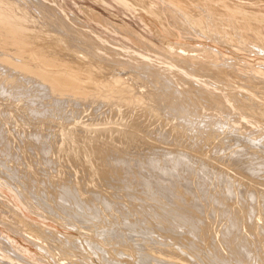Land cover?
<instances>
[{"label": "bare ground", "instance_id": "1", "mask_svg": "<svg viewBox=\"0 0 264 264\" xmlns=\"http://www.w3.org/2000/svg\"><path fill=\"white\" fill-rule=\"evenodd\" d=\"M115 1L127 9L142 8L148 10L150 16H154L159 23L157 24L161 26L158 30L154 29L155 33L169 45V48L151 44L150 42L152 41L145 39L146 37H143L135 30L124 29L114 22L99 16L101 14L98 15L91 9H85V14L89 20L96 22L101 28H105L107 31L130 41L134 48L123 42L116 41L110 36L103 35L98 30H95L88 22L72 12L61 0H0V145L2 146L0 152L4 158V161L0 163L1 174H5L11 179V183L8 182L10 187L13 188L17 193V198L27 206L31 213L40 217H47V219H55L64 225L82 230V233L89 228L91 233L96 234L99 229L101 235L106 236L107 242L115 241L118 242L115 245L121 244L122 249L114 250L115 252H113L118 256L127 255L129 248L131 249L130 246H134L136 248L134 251L138 254V264H264V182L260 184L261 187L251 183L264 180V174L262 175L264 160L258 158V154L261 155L264 152V140L262 141L264 139V62L253 64L247 59L241 61L228 59L224 57L217 46L211 47L204 44V42H213L218 45L227 44V46L229 45L238 53L241 52L248 56L255 54L264 57V0ZM138 11L137 14H139ZM193 42L196 44H191ZM147 55L155 56L157 59H150ZM207 55L216 60L208 61ZM188 77H195L197 80L201 79L202 83L208 81L207 84L210 82L212 85L213 83L218 84L220 88L222 86L223 89L227 88L228 90L229 88L241 86L247 93L228 91L230 99L236 106L235 109H232L222 95L210 92ZM27 93H30L33 97L30 96L32 99L25 102L26 96L30 95ZM4 95L6 96L4 97ZM13 95L18 99L15 97L16 99L13 100ZM17 106L22 109H16ZM215 108L221 112L220 116L217 114L218 111H216L217 113L214 112ZM38 109L39 111L41 109V111H37ZM65 109H69L76 116L82 110L89 111L88 109H90L92 111L93 109L95 114L96 112L100 114L113 113L124 118L122 121L120 120L121 123L119 122V124L108 122L103 124V121H100L102 124L92 125L91 119V122L89 121L91 125L84 123L87 126H81V124L71 123L72 125L68 126L63 124L64 121H60V119L62 120L66 117L60 118L58 115L61 112L63 113ZM29 112H39L41 116L37 118L43 123L47 122L46 124H49L50 120L56 119L55 123L52 122L56 125L55 128L50 129V125L47 126L45 124L47 131L44 133H58L59 137L57 138L59 139L54 141L55 138H53L51 140L53 136L49 135L48 140L45 134L44 136L42 135L43 132H40L41 135L38 134L37 132L41 131L42 128L39 130L37 125L38 130H35L36 134L34 136L32 135L33 140L28 137L27 140L25 133L28 128L26 130L23 125V129L26 131H24L23 139L20 141L25 144L18 146L19 148L14 145L15 141L7 136L12 133H10V130H7L9 134L6 133L5 125L10 122L17 124L18 120L21 119L20 122H22L23 118V122L29 124L31 122L30 116L32 115ZM46 113H48L47 117L45 116ZM53 113L54 115L52 116ZM32 116L35 115L33 114ZM79 116L81 114L78 115V118ZM119 117L118 119L115 118V120H119ZM37 118L35 121H38ZM113 119L112 122H115ZM235 119L238 122L234 121V123H239V126L242 123L245 126V130L247 128L250 132L258 128V134H246L244 131V135V132H242L244 129L242 128L241 132L245 137H241L239 134L241 129L237 131L239 126L235 124L231 125L232 130L230 132L229 129L226 130L225 128L228 125L230 128L231 121ZM9 127L11 128L12 126L10 125ZM57 127L61 128V130L56 131ZM15 129L13 130L15 131ZM17 130L20 129H16V132ZM29 132L28 130V134ZM160 133L169 140L165 141L166 139L162 138ZM256 134L257 136L255 137ZM232 135H234L233 138L230 137ZM12 136L14 135L12 134ZM17 136L19 137L20 135L17 133ZM77 138L85 139L86 141L89 139L88 149L86 145V148L82 146L85 151L86 149L89 150L86 152L88 153L87 156H85L86 153H84V156L88 158L89 155L90 164L95 165H93L95 176L100 178L103 184H107L106 187H111L112 185L122 193L124 192V195L132 198L133 194L130 191L134 189V185L143 186L144 193L141 190V194H144L142 195L144 196V202L142 203L150 206L149 211H151L149 213H152L153 217L154 215L157 217L156 222L169 225L165 227L168 231L173 227H177L176 229L181 228L183 230L182 233L185 231L188 235V237L185 236L187 240L186 238L184 239L187 242L184 243V240H180L179 237L181 236H176L177 234L175 235L176 232L173 229L174 233H168H173L174 235L172 239L167 237L168 240L160 239L153 235L150 236L148 233L145 236L142 235L143 237L131 235V233L135 232H131L132 229L135 230L132 228L133 225L131 222L125 223L127 218L122 219L124 216L123 212L121 213L122 216H120L118 213L120 211H118L115 201L112 199L113 202L107 199V196L105 197L104 194H107L106 188L105 192L100 189L103 193L98 191V188H94L93 192L89 191L92 192V196L90 194L91 198L85 199L84 194L81 195L82 192L80 193V190L78 192L75 191L76 187L73 188L69 184L70 182L66 181L67 178H63L65 176L61 178L55 169V176H50L54 179L50 181L52 180L50 178L47 185L49 188L52 186L51 189H54L53 186H58L60 191L55 193V190L58 189L55 188L52 191L44 186L46 191H37L36 189L40 188L38 186L36 188L39 174L35 175L36 171L32 172V169H34L32 164V168H26V160L35 156V152L40 154H38L39 158H44L50 155L49 153L51 152L52 155L47 159V163L48 161L52 162L55 166L51 163L52 166L50 167L56 168L61 157L64 158L66 154H69L73 161L74 157L72 156L77 155L74 151L78 148L77 143L79 141H75L77 142L75 143L76 147L71 145L74 143L73 140ZM228 138L233 141H227ZM162 139L165 140L163 141ZM127 141H136L139 143V147L146 146L145 150L148 148L147 146H155L161 153L171 151L174 153V157L170 159L167 157L165 161L150 159L152 150L148 148L150 150L148 153L150 154L145 153L147 150L144 151V154H141L142 151L138 154L140 157H137L136 161L134 157V160H131V158H128L130 153L129 155L125 154L126 148L124 147L126 145L124 146V144ZM21 142L19 143L21 144ZM209 142L210 144L211 142L215 144L211 155L201 156L204 154L200 155L198 149L203 152L204 148L206 149L210 145ZM206 143L209 145L207 146ZM205 145L207 147H204ZM234 146L241 148H237L238 150L233 149L234 151L230 150ZM72 148H75V150ZM152 148L154 149V147ZM261 148L263 151H261ZM80 149L79 147L77 150ZM70 150H73V152ZM207 150L210 152L209 148ZM155 152H157V149ZM155 152L154 157H156ZM159 152L156 154L159 155ZM236 152L239 155L248 156L251 161L255 160L253 158L260 160L256 159L254 161L255 163L259 162L257 165L251 163V168L246 163L248 166L243 170L246 172L245 178L232 175L231 171L228 172V170L232 169V165L235 164L231 158ZM82 153L80 152L81 155ZM261 156L264 158V153ZM240 157L244 159V156L241 155ZM81 158H83V155ZM187 158L192 162H199L202 169L217 167L218 170L226 172L227 174H225L228 178L226 177L227 180H224L229 185L233 184L231 182L232 177L240 180L242 187L243 185H249L250 191L253 195L255 194L257 199L254 200V198V201L250 202L248 199L239 197L238 191L232 196L228 194L230 196L229 199L226 197L215 198L218 196L210 195L212 192L207 188L211 193L209 192V195H205L207 190L205 189L204 192V187L200 190L199 186L195 185V182L197 183L200 177L198 180L195 177L196 181L195 178L194 180L192 179L194 175L197 176V171L196 173L193 172L194 175L193 177L191 176V179L189 178L191 183L187 181V183L189 182L188 184L186 183L187 185H182V183H185L182 182L184 179H181L184 176V170H188L190 168L189 164H192L186 163L185 159L187 160ZM250 159L248 160L250 161ZM7 160L22 162H18V164H12L11 162L9 164ZM34 160V165H36L37 160ZM84 160L87 163L84 161L80 162L86 166L89 165L88 159ZM72 161L68 162L72 163ZM78 161L76 162L80 167ZM27 162L29 163V159ZM64 163L67 165L66 160ZM62 165L64 164L62 163ZM69 165L72 164L68 163ZM59 166L61 165H58L57 168ZM76 166L74 167L75 169L70 167L68 169L75 171ZM35 167L38 168L37 166ZM178 167L180 168L178 169ZM49 168H47V171L51 170ZM81 168H83V164ZM81 168H78V172ZM181 170H183V174ZM39 171L43 173L42 169ZM34 172L35 174H33ZM82 172L78 175L82 174ZM208 174L210 175V173ZM73 175L70 176L74 177ZM59 176L60 179H57ZM89 176L91 175L89 174L88 178ZM229 176H231V180H229ZM96 177L89 181L96 182ZM145 177L147 178V184L144 180ZM158 179H166L168 184L161 185V183L160 187L156 184ZM93 185L92 187H95ZM191 185L199 188L198 190L196 187L194 190L197 192L198 201H196V198L192 201L194 196H192L190 201L186 200ZM79 186H81L80 183ZM182 186L183 191L180 188ZM78 188L80 189L81 187ZM137 189L139 190V188ZM228 191L230 192V189ZM49 193L52 198H50L51 196L49 197ZM137 193L139 195L140 192L138 191ZM113 194L115 195V193ZM222 194L218 195L221 196ZM243 194L248 197V193ZM232 199L241 204L242 210L241 208L238 209L240 204L237 207L236 202V204H233L237 209L233 208L230 204ZM98 200L104 204V209L99 210L102 207L97 208L99 204L97 207L95 206ZM68 204L73 205L74 208H69ZM129 208L131 209V207ZM134 208L131 211L135 210ZM143 209L145 210V208ZM127 213L126 216H129L128 214L130 213ZM23 216L16 202H13L0 192V264H36L31 258V256L34 258L36 254L31 251V248L20 245L11 236L12 234L27 240L41 254L50 257L54 264H82L83 260L82 262L74 260L75 252L77 250L80 251V249L83 251L76 238L60 235L57 233L58 231L56 232L49 226L37 221H29V218L27 220L26 216ZM142 216L144 217V215ZM109 217L111 220L115 219L116 223L111 222L113 225L116 224L114 225L115 227L118 226L117 222L118 224L120 223L119 226L122 225L124 227L122 229L127 227V233L123 232L121 227L115 228L112 224L111 226L105 225L103 222L106 221L108 223L109 219L105 220L103 218ZM138 217L140 218L141 216ZM130 218L127 220L130 221ZM102 219L105 221L100 222ZM141 219L146 220L147 218ZM222 221L224 222L222 223ZM147 222L145 223L148 225ZM151 223L154 222L152 221ZM140 225L139 223L138 226L140 227ZM148 227L145 228L148 230L150 229ZM161 227L159 226L158 229ZM167 229L165 230L167 231ZM140 230L136 232L138 233ZM164 234L168 236L166 233ZM86 242L89 241L86 240ZM94 244L91 241L89 242L88 245L91 247L89 251L95 248ZM223 246L226 248L224 249ZM25 251H28L26 252L27 254ZM105 256H108V254ZM117 257L115 256V258ZM37 259L40 263L50 264L41 255ZM87 259H84V261ZM109 259L103 257L100 260L103 263H100L112 264ZM89 260H87V264H93L92 259L90 258ZM112 261L115 263L114 260ZM129 261L125 263L120 261L121 263L119 264H129Z\"/></svg>", "mask_w": 264, "mask_h": 264}, {"label": "rangeland", "instance_id": "2", "mask_svg": "<svg viewBox=\"0 0 264 264\" xmlns=\"http://www.w3.org/2000/svg\"><path fill=\"white\" fill-rule=\"evenodd\" d=\"M63 3H65V5L72 11V12H74L78 17H80L82 20H85L86 22H88L90 25H91V27H93L95 30H98L99 32H101L103 35H108V36H110L112 39H114V40H116V41H120V42H123V43H125L126 45H128V46H131V47H133L134 48V45L130 42V41H128V40H126V39H124L123 37H121L120 35H117V34H114L113 32H110V31H107L105 28H101L100 27V25H98L96 22H94V21H92V20H89L88 19V17L86 16V14H85V9H91V11H93V12H95L96 14H101V15H99V16H101V17H103L104 19H106V20H108V21H112V22H114L115 24H117V25H119L120 27H122V28H124V29H129V30H135L136 32H138V33H140L143 37H146L145 39H148L149 41H152V42H150L151 44H155V45H158V46H160V47H162V48H169V45L166 43V42H164L161 38H159L158 36H157V33H155V31H154V29L155 30H158V29H160L161 28V26L160 25H158L159 23L157 22V19L154 17V16H150V13H149V11L148 10H144V9H127V8H125L124 6H122L121 4H119L118 2H116L115 0H61ZM98 1V2H97ZM104 2V3H103ZM137 10H139L138 11V13L139 14H137ZM142 11V12H141ZM98 12V13H97ZM144 13V14H143ZM145 13H147V14H145ZM149 14V15H148ZM142 15V16H141ZM152 15V14H151ZM155 18V19H154ZM155 21H156V23H155ZM146 22V23H145ZM151 23V24H150ZM155 23V24H154ZM158 23V24H157ZM151 25V26H150ZM153 26V27H152ZM155 27V28H154ZM191 44H196V43H191ZM204 44H206V45H209V46H217L218 47V49L223 53V55H224V57H226V58H228V59H234V60H239V61H241V60H248V61H250L251 63H253V64H257V63H260V62H264V57L263 56H259V55H255V54H253V56L252 55H250V56H248V55H246V54H242L241 52H237V51H234V49H232V47H230L229 45L227 46V44H216V43H213V42H204ZM225 45V46H224ZM221 47V48H220ZM174 51H177V50H174ZM230 52V53H229ZM232 52V53H231ZM227 54V55H226ZM233 54V55H232ZM255 55V56H254ZM150 59H157L155 56H152V55H147ZM208 56V55H207ZM208 58V61H215L216 59H213V58H211L210 56H208L207 57ZM210 58V59H209ZM257 62V63H256ZM189 79H192L194 82H196V83H198L199 85H201L202 87H204L205 89H207V90H209L210 92H212V93H215V94H218V95H222L224 98H225V100H226V102H227V104L232 108V109H235V104L233 103V101L230 99V97H229V93H228V91L229 90H233V91H235V92H237V93H247V91L243 88V87H241V86H238V87H235V88H229V90L227 89V88H225V89H223V87L221 86V88H220V85H218V84H214L213 83V85H212V83L210 84V83H208L207 84V82L208 81H206V82H204V83H202L203 81L200 79H196L195 77H188ZM210 84V85H209ZM215 86V87H214ZM241 88H243V89H241ZM228 93V94H227ZM27 94H30V93H27ZM16 95V94H15ZM6 95H4V97H5ZM18 96V95H17ZM33 97L31 94L29 95V96H26L27 98H26V100H24L25 102L28 100V101H30V99H32L31 97ZM14 97V98H13ZM16 96H12V98H13V100H15L16 98H15ZM29 97V98H28ZM18 99V98H17ZM231 101V102H230ZM18 108V110L19 109H22L20 106H17L16 107V109ZM36 109H37V107H35ZM34 108V109H35ZM13 110H15V109H13ZM66 110V111H65ZM64 111H63V113L61 112V113H59L58 115L60 116V118H64L63 116H65L66 118H64V119H60V121H64V125L65 124H67L68 126H71L73 123H76V124H81V126L83 125V126H87L86 124H90L89 123V121L91 122V124L93 125V124H107L106 122H108V123H117V124H119V122L121 123V121H122V119L124 118V117H122V116H120L119 117V115H117V114H109V113H106V114H100L99 112H96V114L94 113L95 111L92 109V111L90 110V109H88L89 111H90V113H89V111H87V110H82V112H79V114H81V116H79V118H78V113H77V116H76V114H73V113H71V111L69 110V109H65ZM16 111V110H15ZM37 111H39V109L37 110ZM40 111H41V109H40ZM39 111V112H40ZM68 111V112H67ZM69 111H70V113H69ZM216 111H218V113L216 112ZM39 112L37 113H33V112H29L30 114H34L35 116L36 115H38V116H30L31 117V122L28 124V123H26V122H23V119H22V122H20V120H18L20 123H22V124H20L19 122V124L17 125V124H13V122H10V123H8V125H5L6 126V133H8V131L10 130V133H12L14 136H12V134L10 135L9 133V135H7L8 137H11L10 139H12V140H14L15 142H14V145H16L17 147L18 146H20V145H23V144H25L24 142L22 143L21 141H22V135H24V131H26L27 130V128H28V130L31 132H29V134L31 135H29L28 134V130L26 131V133H27V135H26V133H25V138H32L31 140H33V137H32V135L34 136V134H36V131L35 130H40L41 128H42V130L41 131H39V132H37L38 134H40L41 135V133L40 132H43L42 133V135L44 136V134H45V136H47V138H48V140H49V135L50 136H53V137H51L50 139L51 140H53V138H55L54 139V141L57 139H59V138H57V137H59L57 134H48V133H44V132H46L47 130V126H49L50 127V129H53V128H55V124H53V123H55V121H56V119L55 120H53V121H49L48 123L49 124H46L45 122L43 123V121H40L38 118H39V116H41L40 114H39ZM214 112H216L219 116H220V114H221V112L219 111V110H216V108H215V110H214ZM67 113V114H66ZM69 113V114H68ZM84 113H86V114H84ZM48 113H46V117L48 116L47 115ZM62 114V115H61ZM64 114V115H63ZM87 114H88V117H87ZM93 114V115H92ZM99 114V115H98ZM54 115V113L52 114V116ZM85 115V116H84ZM95 115H96V118H95ZM111 115V116H110ZM68 116V117H67ZM75 116V117H74ZM100 116V117H99ZM114 116V117H113ZM116 116H118L119 117V120H115V118L116 119H118V117H116ZM38 117V118H37ZM90 117V118H89ZM93 117V118H92ZM106 117V118H105ZM109 117V118H108ZM33 118V119H32ZM35 118V119H34ZM36 118H37V120L38 121H35L36 120ZM54 118V117H53ZM82 118V119H81ZM86 120H85V119ZM102 118V119H101ZM114 118V119H113ZM68 119V120H67ZM75 119H77V120H75ZM84 119V120H83ZM95 119V120H94ZM98 119V120H97ZM108 119V120H107ZM112 119L113 120H115V122H112ZM70 120V121H69ZM121 120V121H120ZM40 121V122H39ZM59 121V120H58ZM77 121V122H76ZM84 121V122H83ZM88 121V122H87ZM100 121L102 122V123H100ZM118 121V122H117ZM233 121V122H232ZM231 121V123H230V128H231V125L232 124H235V125H237V126H239L237 123H234V121H236V122H238L236 119L235 120H232ZM40 123V124H38V123ZM42 122V123H41ZM53 122V123H52ZM66 122V123H65ZM80 122V123H79ZM23 123H25V124H23ZM35 123V124H34ZM52 123V124H51ZM72 123V124H71ZM84 123H86V124H84ZM47 126H46V125ZM71 124V125H70ZM90 124V125H91ZM12 126L11 128L9 127V126ZM21 125V126H20ZM24 125V127H25V129L26 130H24L23 128L24 127H22ZM25 125H29V126H25ZM37 125H38V129H37ZM40 125V126H39ZM45 125V126H44ZM241 125H242V123H241ZM239 126V129H237V131H239L240 129V131L239 132H241L243 129V131L242 132H246V134H251V133H253V135H254V133H257L258 134V128H257V130H256V128L255 129H253L254 131H249V129H247L246 128V130H245V126ZM36 126V127H35ZM229 126V125H228ZM226 127L225 129L226 130H228L229 129V132L232 130V128L230 129L229 127ZM9 129H8V128ZM20 129V130H17V132H16V129ZM32 127V128H31ZM40 127V128H39ZM44 127V128H43ZM22 128V129H21ZM31 128V129H30ZM243 128V129H242ZM13 129H15V131L13 130ZM33 129V130H32ZM57 130L56 131H59V130H61V128H56ZM8 130V131H7ZM32 130V131H31ZM45 130V131H44ZM21 133H19V132ZM33 132V133H32ZM35 132V133H34ZM239 133L240 135H241V137L243 136V137H245L244 135H245V132H244V135H242L243 133ZM250 132V133H249ZM15 133V134H14ZM17 133L20 135L19 137L17 136ZM23 133V134H22ZM232 133V132H231ZM231 133H230V135H231ZM161 134V133H160ZM233 134V133H232ZM257 134L255 135V137L257 136ZM252 135V134H251ZM15 136H17V137H15ZM54 136H56V137H54ZM228 136H229V134H228ZM233 136L234 135H232V136H230L231 138H233ZM15 137V138H14ZM21 137V138H20ZM24 137V136H23ZM161 137L162 138H165V136L163 135V134H161ZM14 138V139H13ZM28 138H27V140H28ZM227 139V141H231L232 139ZM17 139V140H16ZM19 139V140H18ZM166 139V140H165ZM165 139H162L163 141L165 140V141H167V139L168 138H165ZM21 140V141H20ZM26 140V139H25ZM26 140V141H27ZM79 141L78 143L77 142H75V141ZM80 140H82V139H79V138H77V139H75V140H73V145H71L72 147H76L75 145V143H77V147L78 148H76V150H75V148H72V149H74L75 151V153H77V155L76 156H72V157H74L73 158V161H72V159H71V156H69V154H66V155H68L67 157H66V155H64L65 157L64 158H62L61 157V159H60V162H58V165H61V166H63V167H61V166H59V168H57L58 167V165L56 166V168H53V167H50V166H52V165H54L55 166V164H53L52 162H49L48 161V163H47V159H49V157L52 155V153L50 152L49 154L50 155H48V156H46V157H44V158H39V156H38V154L39 153H36L35 152V156H32V158H28L29 159V163L27 162L28 161V159L26 160V168H32V165L34 166L33 168L34 169H32V172L33 171H36V174H35V172L33 173V174H35V175H38L37 176V178H38V185L36 184V188H38V187H40V188H38V189H36L37 191H40V190H44V189H46V188H44V187H48V182H49V180H50V178L51 177H54L55 176V170L57 171V173H58V175H60L61 176V178L63 177V176H65V177H63V178H67V182L69 183V184H71L72 185V187L74 188V187H76V190L75 191H79L80 190V193L82 192V194L81 195H83L84 194V198L86 199H88L89 197L91 198V196H92V192H93V189L95 188H98V191H101V190H103L104 192H105V188H106V193L108 194H104L105 195V197L107 196L108 198L107 199H109V200H112L114 203H115V205H116V207L118 208V211H120V212H118L119 214H120V216H122L121 215V213L124 215L123 217H122V219H125V217L129 220V218H130V221H128L127 219L125 220V223L126 222H131V224L133 225V227L132 228H134L135 230H133L132 229V231L131 232H133V231H135V232H133V233H131V235H133V236H137V235H139L138 237H143V236H145L146 235V233H148V234H150V236H154V237H158V238H160V239H167L168 240V238L169 239H172V237H173V230L176 232L175 233V235L176 236H181V237H179L180 238V240H184L185 238H186V240H187V237H188V235H187V233L184 231V233H182L183 232V230L181 229V228H178V229H176L175 227H173L172 229H170L169 231H168V229L167 228H165L166 226H169V225H167V224H163V223H159L158 224V222H156L157 221V217L154 215V217H153V215H152V213H149L150 211H149V209H150V206H148V205H146V204H144V203H142V202H144V200H143V197L144 196H142V195H144V194H141V190H142V192H143V186H139V185H134V189H136V191H134V189H132L130 192H131V194H133V197L131 198V196H126V195H124L125 193L123 192H121V191H119V190H117V188H114L112 185H111V187L109 186V187H106L107 186V184H105V186H104V184H103V181L102 180H100V178H98V177H96L95 175V170H93L94 169V166L92 165V164H90L91 163V159L89 160V155H88V158L86 157L85 158V156H87V154L88 153H86L87 151H89V150H87L88 149V147L89 146H87V145H89L90 144V141H88V143H87V141L84 139V140H82L83 141V143H82V141H80ZM169 140V139H168ZM264 139H262V141H263ZM21 142V144L19 143V142ZM60 141V140H59ZM233 141V140H232ZM231 141V142H232ZM17 142H18V144H17ZM80 142H81V144H80ZM86 142V143H85ZM258 143H259V141H257ZM16 143V144H15ZM85 143V144H84ZM134 143V144H133ZM138 144V145H137ZM192 144V143H191ZM209 144H210V142H209ZM209 144H207L206 143V145L208 146ZM79 145H81V146H79ZM87 146V149H86V151L84 150V148H86V146ZM123 145V144H122ZM127 147H126V146ZM128 145H130V146H128ZM204 146V147H207V146ZM210 145H211V147H210ZM209 146H208V148L210 149V152H209V150H207L208 148H204V151L202 152V150L201 149H198V151H199V153H200V155L203 153L204 155H201V156H207V155H211V152H212V150L214 149V147H215V144H214V142H211V144H210ZM244 146H245V144H243ZM82 146L84 147V148H82ZM124 148H126L125 149V154L127 155H129V153H130V156H128V158H131V160H134V158H135V161H136V159H137V157L139 158L140 157V155H138V154H140L142 151V153L141 154H144V151H146L145 153H148V152H150V150H152V151H156V149H157V152H159V150H158V148L157 147H155V146H152V147H154V149L152 148V147H149V146H147L150 150H148V148L145 150L144 148H146V146H140L139 147V143H137L136 141H127V143H125L124 144ZM1 145H0V149H1ZM79 147L82 149V151H81V149L80 150H77V149H79ZM139 147V148H138ZM143 147V148H142ZM19 148V147H18ZM131 148V149H130ZM237 148H241V147H239V146H234V147H232L230 150H232V151H234L235 149H237ZM234 149V150H233ZM262 149V148H261ZM261 149H259V150H261ZM205 150H207V151H205ZM229 150V151H230ZM238 150V149H237ZM71 151V150H70ZM83 152L82 153V155H83V158H81L82 157V155L80 154V152ZM128 151V153H126ZM151 151V154L150 153H148V154H150L152 157H150V159L151 158H154V160L156 159V160H163V161H165V159L167 160V157H168V159H170V158H172V157H174V153L173 152H171V151H166V152H163V153H161V152H159V155L158 154H156L157 152H155V156L157 157V158H159V159H157L156 157H154V152H152ZM198 151H196V152H198ZM228 151V152H229ZM258 151V150H257ZM261 151H263V149L261 150ZM261 151H260V154H261ZM71 152H73V150L71 151ZM79 152V153H78ZM170 152V153H169ZM209 152V153H208ZM74 153V154H75ZM84 153H86L85 154V156H84ZM173 155H172V154ZM258 153H259V151H258ZM264 153V152H263ZM262 153V154H263ZM153 154V155H152ZM237 152L236 153H234L233 155H232V161L235 163V164H233L232 165V169L231 170H228V172L229 171H231L230 173H232V175H235V176H237V177H239V176H242L243 178H245L246 177V172H244L243 170H245L246 169V167L248 166L249 168H251L252 167V164L251 163H253L254 165H257V163H259L258 161H257V163H255L254 161H256V159H260V160H264V158H263V156H261V155H259L258 154V158H253V159H255V160H253V161H251V159L250 158H248V156H245V155H243V154H240L239 155V153L237 154ZM40 155V154H39ZM81 156V157H79V156ZM135 155V156H134ZM136 155H138V156H136ZM170 155V156H169ZM230 155V154H229ZM229 155H228V157H229ZM244 156L243 158L244 159H242L240 156ZM3 155H1V152H0V163H2V161H4L3 159V157H2ZM132 156V157H131ZM161 156V157H160ZM163 156V157H162ZM165 156V157H164ZM236 156H237V158H238V160H237V158H236ZM2 157V158H1ZM69 157V158H68ZM79 159H78V158ZM134 157V158H133ZM149 157V156H148ZM236 158V159H234V158ZM246 157V158H245ZM39 158V159H38ZM76 158V159H75ZM83 159V160H81V159ZM133 158V159H132ZM161 158V159H160ZM163 158V159H162ZM263 158V159H262ZM21 159V158H20ZM23 159V158H22ZM31 159H33L32 161H31ZM34 159H38L37 161H36V165H34L35 164V160ZM43 159H46V160H43ZM62 159H64V161H62ZM78 161L79 163H80V167H79V164L75 161ZM84 159H88L87 161H88V163H89V165H85L84 163H82L83 161L85 162V163H87L86 162V160H84ZM242 161H241V160ZM248 159H250V161L248 160ZM258 159V160H259ZM65 160H66V164L67 165H65ZM72 161V163L71 162H68V161ZM153 160V159H152ZM244 160V161H243ZM259 160V161H260ZM8 161V160H7ZM40 161H42L41 163H40ZM43 161H44V163H43ZM46 161V162H45ZM80 161H82V162H80ZM90 161V162H89ZM185 161H186V163H192V164H189V166H190V168L188 169V170H184V172H182L183 170H181V173L184 175L181 179H184V180H182V182H185V183H182V185L184 184H186L187 183V181H189L192 177H193V172H195L196 173V171H197V176H195L194 175V177L192 178L193 180H194V178L195 177H197V180L199 179V177H200V179L197 181V183L195 182V185H198L199 186V188H200V190H202V188L204 189L203 191L205 192V189L207 188L208 190H210V191H208L207 189V192L205 193V195L207 194V195H209L210 193V195H213L214 194V196H218V197H215V198H224V197H226L227 199H229L230 198V194H231V196L232 195H234V194H236L237 193V191H238V196L239 197H241V198H243V199H248V201H254V200H256L257 198L255 197V194L253 195V193L250 191V186L249 185H243V187H242V185H240V180H236V179H234V177H232L231 178V176H229V180H231V182H233V184L232 185H229L224 179H226L227 180V178H228V176L226 175L227 173L226 172H222L221 170H218L217 169V167H215V168H204V169H202V166H201V164L198 162V163H196V162H192L191 160H188V158H187V160L185 159ZM191 161V162H190ZM238 161H240V162H238ZM249 161V162H248ZM9 162V164H11V162L12 161H8ZM14 162V161H13ZM12 162V164H18V162L19 163H21L22 161H16V162H14L13 163ZM31 162V163H30ZM37 162H39L38 163V165H37ZM74 162V163H73ZM75 162H76V165H75ZM243 162V163H242ZM43 163V164H42ZM45 163H46V165H45ZM51 163H52V165H51ZM62 163L64 164V165H62ZM68 163L69 164H74L75 166H76V172L75 171H73L72 169L75 167L74 165H73V167H72V165H69L68 166ZM83 164V168H81L82 167V164ZM195 163V164H194ZM241 163V164H240ZM246 163H248V165H246ZM28 164V165H27ZM32 164V165H31ZM43 165V167H42V165ZM48 164V165H47ZM50 164V165H49ZM197 164V165H196ZM20 165V164H19ZM40 165V166H39ZM45 165V166H44ZM91 165V166H90ZM200 165V166H199ZM23 166V165H22ZM35 166H39L38 168H36ZM70 167V168H72V169H68V167ZM86 168H85V167ZM199 168H198V167ZM251 166V167H250ZM21 167V166H20ZM45 167V168H44ZM50 167V168H49ZM92 167V168H91ZM192 167H194L193 169H191ZM40 168V169H39ZM47 168H49V169H51V170H48L47 171ZM66 168V169H65ZM78 168H81V169H79V172H78ZM89 168V169H88ZM91 168V169H90ZM180 167H178V169H179ZM219 168V167H218ZM244 168V169H243ZM36 169H38V170H36ZM42 169V171H43V173H45V175H43V173L41 172V171H39V170H41ZM46 169V170H45ZM55 169V170H54ZM60 169V170H59ZM63 169V170H62ZM65 169V170H64ZM68 169V170H67ZM75 169V168H74ZM82 169H84V170H82ZM195 169V170H194ZM200 169V170H199ZM215 169V170H214ZM216 169H217V171H218V173H216L217 171H216ZM248 169V168H247ZM31 170V169H30ZM54 170V171H53ZM81 170V171H80ZM87 170V171H86ZM192 170H194V171H192ZM210 170V171H209ZM212 170V171H211ZM38 171H39V173H38ZM48 173H47V172ZM63 171H65L66 172V174H65V172H63ZM69 171H70V173H69ZM84 173H83V172ZM214 171V172H213ZM220 171H221V173H220ZM41 172V173H40ZM49 172H51V173H49ZM72 172V173H71ZM80 172H82V174H80L81 176H82V178H81V176L80 175H78ZM90 172V173H89ZM2 172L0 171V192L1 193H3V194H5L10 200H12L13 202H16V205H17V207L19 208V210L21 211V215L23 216V217H25L26 216V219L27 220H29V221H37V222H40V223H42V224H45V225H47V226H49L50 228H52V229H54L57 233H59L60 235H65V236H72L73 237V239L74 238H76L77 240H78V242H79V245H80V247L81 248H83V251H82V249H80V251H78L77 250V252H75V254L74 255H76V256H74V260L76 259V260H78V261H80V262H82V260H83V262H82V264H87V260L88 261H90L89 259L91 258L92 260V263L94 264H102L103 263V261H100L103 257H106L107 259H109V257H110V259H109V261L112 263V264H119V263H121L122 261H123V263H125V262H128L129 260V264H138V261H137V256H138V254H137V252H135L134 251V249H136V248H134V246L132 247V246H130L131 247V249L129 248V251H128V254L127 255H125V256H118L117 254H115V253H113V252H115L116 250H121L122 249V247H121V244L119 243L118 245H115L116 243H118V242H113V241H109V242H107V239H106V236L104 237L103 235H101V231L98 229L97 230V232H96V234H94V233H91V230H89V228H87L86 230H87V232H86V230L85 231H83V233H82V230L80 231V230H77V229H74V228H72L71 226H67V225H64V224H62V222H59V221H56L55 219H47V217H40V216H37V215H35V214H33V213H31L30 211H29V209L27 208V206L26 205H24V203L20 200V199H18L17 198V193L13 190V188L12 187H10V184L8 183V182H10L11 183V179H9L5 174L3 175V174H1ZM61 173V174H60ZM76 173V174H75ZM92 173V174H91ZM94 173V174H93ZM188 175H187V174ZM190 173V174H189ZM206 173V174H205ZM208 173H210V175L208 174ZM226 173V174H225ZM41 174V175H40ZM49 176V178H48V176ZM52 174V175H51ZM72 174H74L73 176L74 177H71L72 176ZM85 174H87L86 176H85ZM91 175V176H89V178H88V175ZM186 174V175H185ZM201 176H200V175ZM208 174V175H207ZM213 174V175H212ZM218 174V176H216ZM264 174V170L262 171V175ZM54 175V176H53ZM58 175H56V176H58ZM68 175H69V177H71V178H69L68 177ZM71 175V176H70ZM75 175H77V176H75ZM206 175V176H205ZM222 175H224V176H222ZM39 176H40V178H39ZM51 176V177H50ZM60 176L59 177H57V179H60ZM86 178H85V177ZM192 176V177H191ZM208 176V177H207ZM216 176V177H215ZM221 176V177H220ZM41 177H42V180H41ZM47 177V178H46ZM93 177H96L94 180L97 182H93V181H89L90 179L91 180H93ZM186 179H185V178ZM204 177V178H203ZM227 177V178H226ZM44 178H46V179H44ZM80 178V179H79ZM85 178V179H84ZM98 178V179H97ZM188 178V179H187ZM190 178V179H189ZM210 178V179H209ZM213 178V179H212ZM222 178V179H221ZM263 178H264V175H263ZM6 179V180H5ZM41 181H40V180ZM52 180H50V181H53V179L54 178H51ZM70 179H71V181H70ZM87 179V181H85ZM204 179V180H203ZM81 180V181H80ZM99 182H98V181ZM144 180L146 181L145 183L147 184V178L145 177L144 178ZM186 180V181H185ZM234 180V181H233ZM4 181V182H3ZM45 181V182H44ZM73 181V182H72ZM78 181V183H76V182ZM80 181V182H79ZM89 181V183L87 184V185H85L86 184V182H88ZM166 181V183H164ZM191 181V180H190ZM189 181V182H190ZM195 181H196V178H195ZM205 181V182H204ZM256 181V180H255ZM262 181V182H261ZM6 182V183H5ZM41 182V186L39 185V183ZM43 182V183H42ZM75 182V183H74ZM81 182H83L82 184H81ZM93 182V184L95 185V187H92V185L93 184H91ZM160 182V183H159ZM168 181L166 180V179H158L157 181H156V184H158L160 187H161V185H166V184H168L167 183ZM188 182V183H189ZM204 182V183H203ZM208 182V183H207ZM238 182V183H237ZM257 182V183H256ZM255 183H254V181L253 182H251L253 185H256V186H258V187H261L260 186V184L261 183H263L264 182V180H258V181H256ZM79 183H80V185L81 186H79ZM102 183V184H101ZM107 183V182H106ZM162 183V184H161ZM187 183V184H188ZM191 183V182H190ZM206 183V184H205ZM235 183V184H234ZM47 185V186H45V185ZM90 184V185H89ZM96 184H98L100 187H102V188H100L98 185H96ZM161 184V185H160ZM186 184V185H187ZM202 185V187H200V185ZM225 184V185H224ZM239 186H238V185ZM249 184V183H248ZM76 185V186H75ZM89 185V186H88ZM93 185V186H94ZM108 185H110V184H108ZM205 185H207V186H205ZM218 185V186H217ZM221 185V186H220ZM236 185V186H235ZM2 186H4V187H2ZM6 186V187H5ZM38 186V187H37ZM44 186V187H43ZM70 186V185H69ZM81 187L80 189L78 188V187ZM139 186V187H138ZM198 186H192L191 185V187H190V189H191V191H190V189L188 190L189 192H191V193H187V199L186 200H191L192 199V196H194V199H192V201L193 200H195V198L197 199V197H196V193L197 192H195L194 190H195V188L197 187V189L199 190V188H198ZM241 186V187H240ZM41 187H43V188H41ZM52 187V186H51ZM51 187L49 188V189H51ZM54 187V189L56 188V189H58V190H55V193L57 192H59L60 191V187H58V186H53ZM58 187V188H57ZM88 187V188H87ZM89 187H91V188H89ZM113 187V188H112ZM139 188V190L137 189V188ZM225 187V188H224ZM231 187V188H230ZM233 187V188H232ZM249 187V188H248ZM110 188H112V189H110ZM141 188V189H140ZM180 188H182L181 190L183 191V186L182 187H180ZM228 188V189H227ZM237 188V189H236ZM240 188V189H239ZM242 188V189H241ZM246 188V189H245ZM7 189V190H6ZM11 189V190H10ZM53 188L51 189L52 191L54 190ZM78 189V190H77ZM88 189H90V190H88ZM101 189V190H100ZM109 189V190H108ZM196 189V190H197ZM213 189V190H212ZM230 189V192L228 191ZM232 189V190H231ZM234 189H236V190H234ZM249 189V190H248ZM9 190V191H8ZM85 190V191H87V192H83V191ZM178 190H180V189H178ZM216 190V191H215ZM220 190V191H219ZM223 190V191H222ZM243 191V193H245V194H247L248 193V197H246V195H244L243 193H242V191ZM248 190V191H247ZM11 191V192H10ZM44 191H46V190H44ZM89 191H92V192H89ZM103 191H101V193H103ZM108 191V192H107ZM112 191V192H111ZM140 192L139 193V195H141V196H139L138 195V193L137 192ZM218 191V192H217ZM234 193H233V192ZM241 191V192H240ZM244 191H246V192H244ZM249 191H250V193H249ZM41 192H43V191H41ZM111 192V193H110ZM118 192V193H117ZM133 192V193H132ZM195 192V194L193 195V193ZM210 192V193H209ZM219 192H221V193H219ZM222 192H223V194H222ZM229 192V193H228ZM113 193H115V195L113 194ZM144 193V192H143ZM216 193H218L219 195L220 194H222L221 196H219L218 194H216ZM233 193V194H232ZM50 194V193H49ZM90 194H91V196H90ZM123 194V195H122ZM136 194H137V196H136ZM226 194V195H225ZM229 194V195H228ZM243 194V195H242ZM252 194V195H251ZM110 195V196H109ZM51 196V197H50ZM87 196V197H86ZM190 196H191V198H190ZM49 197L50 198H52V195L50 194L49 195ZM125 197V198H124ZM128 197H130V198H128ZM245 197V198H244ZM250 197V198H249ZM253 197V198H252ZM120 198V199H119ZM140 198H141V200H140ZM190 198V199H189ZM255 198V199H254ZM133 199H135L136 200V202H135V200H133ZM250 199V200H249ZM254 199V200H253ZM97 200V199H96ZM127 200V201H126ZM140 200V201H139ZM143 200V201H142ZM235 199H232V200H230V204L233 206V208H236V206L238 207V205L240 204V203H237V201L235 200ZM99 201V200H98ZM97 201V205H95L96 207L98 206V204H99V206L97 207V208H99V207H101V208H99V210L100 209H104V207H103V203L102 202H98ZM122 202V203H120V202ZM124 201V202H123ZM129 201H131V203H129ZM196 201H198V199L196 200ZM196 201H194V202H196ZM84 202H86V201H84ZM119 202V203H118ZM143 205H141L140 203ZM237 204H236V203ZM135 204V206H134V204ZM236 204V206L234 205V204ZM95 204H96V202H95ZM102 204V205H101ZM127 204V205H126ZM69 205V208H74L73 207V205H71V204H68ZM119 207H118V206ZM132 205V206H131ZM72 206V207H71ZM241 206V204L239 205V208L238 209H240L241 208V210H242V207H240ZM129 207H131V209H133L134 207V209L135 210H132L131 211V209L129 208ZM145 208V210L143 209V208ZM123 208V209H122ZM137 208V209H136ZM237 209V208H236ZM123 210V211H122ZM135 211V212H134ZM126 212H128V213H130L131 214V212H132V214H131V216H130V214H128L129 216H126ZM134 212V213H133ZM142 212V213H141ZM145 212H146V214H148V215H146L145 214ZM138 213V214H137ZM133 214H134V216H133ZM137 214V215H136ZM142 215H144V217L142 216ZM145 215H146V217H145ZM138 216H141L140 218L138 217ZM135 217H138V218H136V220H137V222H136V220H133V219H135ZM151 218V219H149V218ZM153 217V218H152ZM29 218V219H28ZM141 218H144V219H146V220H143V219H141ZM103 219H105V220H108L109 219V221H108V223L105 221V220H103ZM102 219V221H100V222H103V221H105V222H103L105 225H110L111 226V224L114 222V223H116L115 222V219L114 220H111V218L109 217V218H103ZM142 221H140V220ZM156 219V220H155ZM134 221V223H133V221ZM149 220H151V221H149ZM155 220V221H154ZM140 221V222H139ZM147 222L148 223V225L145 223V222ZM154 222V223H151L150 224V222ZM112 222V223H111ZM224 221H222V223H223ZM138 223V224H137ZM139 223L141 224L140 225V227H142L141 228V230H140V227L138 226L139 225ZM144 223H145V225H147V226H145L144 225ZM175 223V222H174ZM152 224H153V226H152ZM113 225V224H112ZM114 225H116V224H114ZM113 225V226H114ZM117 227H121V230L123 231V232H125V233H127L126 231H127V227H125V229H122V228H124L122 225L121 226H119L120 225V223L118 224V222H117ZM135 225V226H134ZM161 225H162V227H161ZM164 225V226H163ZM139 228H138V227ZM148 227V226H150V227H148V228H150V229H146L145 227ZM161 227V228H159L158 229V227ZM71 227V228H70ZM115 227V226H114ZM117 227H115V228H117ZM151 227H154V228H152L151 229ZM157 227V228H156ZM163 228V229H162ZM169 228V227H168ZM119 230H120V228H118ZM140 230L138 233L136 232V231H138V230ZM144 229V230H143ZM157 229V230H156ZM165 229H167V231L165 230ZM125 230V231H124ZM151 230V231H150ZM153 230V231H152ZM162 230H164V231H166V232H164V231H162ZM181 230V231H180ZM90 231V232H89ZM86 234H85V233ZM141 232V233H140ZM143 232H145L144 234H143ZM153 232H154V234H153ZM166 233L168 236H166L164 233ZM168 232H173L172 234H170V233H168ZM180 234H179V233ZM89 233H91V234H89ZM134 233H136V234H134ZM186 233V234H185ZM89 234V235H88ZM94 234V235H93ZM97 234H99V236H97ZM179 234V235H178ZM182 234V235H181ZM91 235V236H90ZM101 235V236H100ZM143 235V236H142ZM13 238H15L18 242H19V244L20 245H23V246H27V247H29V248H31V251H33V253L34 254H36L35 255V257L33 258V256H31V258L33 259V261H35L36 262V264H43V263H40V261L37 259V257L38 256H43V258L44 259H46V261H48L50 264H54L52 261H51V258L50 257H48L47 255H45V254H41L38 250H36V248L33 246V245H31L27 240H25L24 238H22V237H19V236H17V235H11ZM98 238H97V237ZM170 236V237H169ZM185 236H187V237H185ZM90 237V238H89ZM164 237V238H163ZM168 237V238H167ZM183 237V239H181ZM103 238H105V239H103ZM75 239V240H76ZM96 239V240H95ZM103 239V241H101ZM86 240L87 241H91V242H93V243H95L94 244V247L95 248H93V249H91V251H89V249L91 248L88 244H89V242H86ZM186 240H184L183 242L185 243V242H187ZM80 242H81V244H80ZM86 243V244H85ZM101 243V244H100ZM109 243V244H108ZM115 245H113V244ZM120 245V246H119ZM89 246V247H88ZM97 246V247H96ZM116 247V248H115ZM101 248H103L102 250H100ZM111 248V249H110ZM223 248L225 249L226 247L225 246H223ZM95 249V250H94ZM97 249V250H96ZM115 250V251H114ZM109 251H110V253H109ZM134 251V252H133ZM26 252H28V251H25V253ZM86 252V253H85ZM102 252H103V254H102ZM121 252V251H120ZM132 252V253H131ZM100 253V254H99ZM130 253H131V255H130ZM133 253H135V254H133ZM27 254V253H26ZM29 254V253H28ZM93 254V255H92ZM108 254V256H105V255H107ZM78 255H79V257H78ZM94 255H96V256H94ZM99 255V256H98ZM129 255V256H128ZM101 256H102V258H101ZM115 256L117 257H119V259H118V257L117 258H115ZM82 257H84V258H82ZM114 257V258H113ZM129 257H131V258H129ZM135 257H136V259H135ZM88 258V259H87ZM113 258V259H112ZM121 258V259H120ZM84 259H87V260H85L84 261ZM96 259H99V260H96ZM117 261H116V260ZM112 260H114V262L115 263H113V261ZM128 260V261H127ZM121 261V262H120ZM66 262V261H65ZM85 262V263H84ZM100 262H102V263H100ZM131 262V263H130ZM45 264V263H44ZM110 264V263H109Z\"/></svg>", "mask_w": 264, "mask_h": 264}]
</instances>
